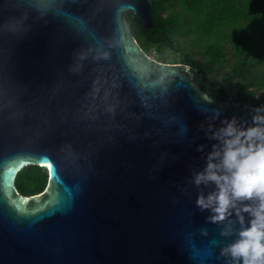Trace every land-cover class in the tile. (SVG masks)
Wrapping results in <instances>:
<instances>
[{
  "label": "water",
  "instance_id": "obj_1",
  "mask_svg": "<svg viewBox=\"0 0 264 264\" xmlns=\"http://www.w3.org/2000/svg\"><path fill=\"white\" fill-rule=\"evenodd\" d=\"M27 3L0 0V89L16 100L0 111V264H231L242 226L210 221L196 201L215 185L194 177L218 143L209 125L257 106L214 100L190 66L142 49L125 15L151 28L153 0H56L42 17ZM25 10L26 31H3ZM31 166L49 179L25 196Z\"/></svg>",
  "mask_w": 264,
  "mask_h": 264
},
{
  "label": "trees",
  "instance_id": "obj_2",
  "mask_svg": "<svg viewBox=\"0 0 264 264\" xmlns=\"http://www.w3.org/2000/svg\"><path fill=\"white\" fill-rule=\"evenodd\" d=\"M154 19L144 28L125 15L142 49L164 63L192 68L214 100L264 104V0H153ZM259 96V100L255 99ZM47 170L27 167L16 178L25 196L41 193Z\"/></svg>",
  "mask_w": 264,
  "mask_h": 264
},
{
  "label": "clouds",
  "instance_id": "obj_3",
  "mask_svg": "<svg viewBox=\"0 0 264 264\" xmlns=\"http://www.w3.org/2000/svg\"><path fill=\"white\" fill-rule=\"evenodd\" d=\"M62 3V0H61ZM17 9H34L40 16L58 7L56 0H28L26 5H16ZM28 11L19 16L9 17L3 24V31L21 34L27 30ZM91 51V50H89ZM108 53H100L96 60L107 59ZM87 53L81 55L86 58ZM103 77H98L95 84L99 93ZM105 83L107 81H104ZM208 99V97H205ZM255 99L259 100V96ZM15 98L7 89H0V111L13 107ZM216 112L211 119H218ZM208 132L211 139L218 143L208 156V163L203 172L197 173L194 183L214 184L215 188L206 195L201 192L197 197V206L203 211L208 210L211 222L220 223L229 219L233 212L238 218L242 231L235 243L222 250L223 256L231 257V264H264V104L253 109L251 121L239 120L236 116L227 117L216 129L210 124ZM203 150V146H201ZM251 200L252 204H244ZM243 213H249L252 219L245 227ZM228 235L229 232L223 233Z\"/></svg>",
  "mask_w": 264,
  "mask_h": 264
}]
</instances>
